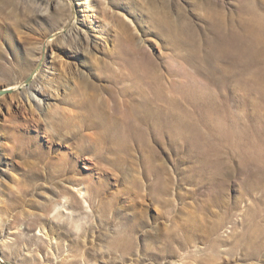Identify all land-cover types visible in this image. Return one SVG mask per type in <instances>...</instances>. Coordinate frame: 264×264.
Here are the masks:
<instances>
[{"label":"rangeland","instance_id":"rangeland-1","mask_svg":"<svg viewBox=\"0 0 264 264\" xmlns=\"http://www.w3.org/2000/svg\"><path fill=\"white\" fill-rule=\"evenodd\" d=\"M3 89L0 264H264V0H0Z\"/></svg>","mask_w":264,"mask_h":264},{"label":"bare ground","instance_id":"bare-ground-1","mask_svg":"<svg viewBox=\"0 0 264 264\" xmlns=\"http://www.w3.org/2000/svg\"><path fill=\"white\" fill-rule=\"evenodd\" d=\"M210 11L212 12L213 9H211ZM215 13L212 12V15L219 20V23L222 24V25H226L227 24V21L225 19V16H224L223 12H220V11L217 12V11H215ZM162 22H163V20H162ZM125 54H126V51H125ZM128 58H129V60H128ZM130 58H131L130 56H128V57L125 56V59L130 62V65L132 67L140 68L143 73H146L147 74V73H149L154 68V65L155 64L152 63V59L146 57L145 55L143 57H141V58H139V57L136 58V60H134V58H132V59H130ZM150 82H152L151 84H154V85L155 84H158V77L156 76L154 78V80L153 81H150ZM32 90L33 91H31V92L28 93L29 94L28 95V98L30 100L34 99V100H36L37 104L42 105L44 99H43V97H38V92L44 94L43 91H42V89L35 87V89H32ZM142 104H143V108L140 109V110H144V111H147L148 109L150 110V106H147L146 99H142ZM138 109H139V105H135L134 106V109H132V110L138 111ZM80 193L85 194V193H87V191H84L83 192L82 189H81L80 190Z\"/></svg>","mask_w":264,"mask_h":264},{"label":"water","instance_id":"water-1","mask_svg":"<svg viewBox=\"0 0 264 264\" xmlns=\"http://www.w3.org/2000/svg\"><path fill=\"white\" fill-rule=\"evenodd\" d=\"M8 91H9V89H3V90H1V91H0V96H1L2 94H4V93L8 92Z\"/></svg>","mask_w":264,"mask_h":264}]
</instances>
